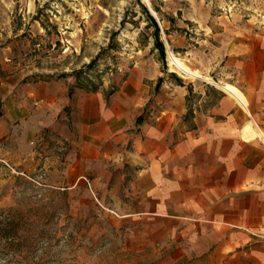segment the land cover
I'll return each mask as SVG.
<instances>
[{"label": "crops", "instance_id": "crops-1", "mask_svg": "<svg viewBox=\"0 0 264 264\" xmlns=\"http://www.w3.org/2000/svg\"><path fill=\"white\" fill-rule=\"evenodd\" d=\"M222 53L212 73L158 90L143 78L109 96L28 84L8 116L69 142L63 184L89 186L127 249L172 240L204 264H264V32Z\"/></svg>", "mask_w": 264, "mask_h": 264}, {"label": "rangeland", "instance_id": "rangeland-1", "mask_svg": "<svg viewBox=\"0 0 264 264\" xmlns=\"http://www.w3.org/2000/svg\"><path fill=\"white\" fill-rule=\"evenodd\" d=\"M261 32L264 0H0V264H204L172 240L127 249L89 186L63 184L69 142L6 105L37 82L107 96L132 78L189 82L170 53L212 73L229 37Z\"/></svg>", "mask_w": 264, "mask_h": 264}, {"label": "bare ground", "instance_id": "bare-ground-1", "mask_svg": "<svg viewBox=\"0 0 264 264\" xmlns=\"http://www.w3.org/2000/svg\"><path fill=\"white\" fill-rule=\"evenodd\" d=\"M149 4V3H148ZM153 11V10H152ZM154 14H156L153 11ZM170 63L173 67H175L178 71H180L181 73L187 75V76H191V77H199L201 76L199 73L195 72L194 70H192L191 68H189L182 60H180L179 58H177L173 53H170ZM224 88L231 92L236 94L237 96H240L238 90H236L235 88L229 86V85H224ZM241 97V96H240ZM243 101V100H242Z\"/></svg>", "mask_w": 264, "mask_h": 264}, {"label": "trees", "instance_id": "trees-1", "mask_svg": "<svg viewBox=\"0 0 264 264\" xmlns=\"http://www.w3.org/2000/svg\"><path fill=\"white\" fill-rule=\"evenodd\" d=\"M152 19H153V17H151ZM153 21H154V19H153ZM155 22V21H154ZM156 23V22H155ZM157 30H158V27H157ZM160 44V43H159ZM141 119V118H140Z\"/></svg>", "mask_w": 264, "mask_h": 264}]
</instances>
